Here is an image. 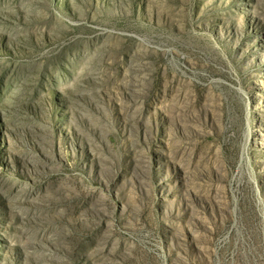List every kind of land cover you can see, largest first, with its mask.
<instances>
[{
  "label": "rangeland",
  "instance_id": "374dc122",
  "mask_svg": "<svg viewBox=\"0 0 264 264\" xmlns=\"http://www.w3.org/2000/svg\"><path fill=\"white\" fill-rule=\"evenodd\" d=\"M0 264H264V0H0Z\"/></svg>",
  "mask_w": 264,
  "mask_h": 264
}]
</instances>
